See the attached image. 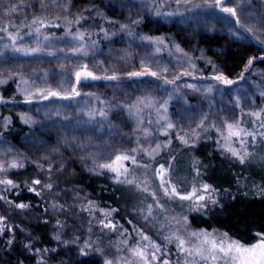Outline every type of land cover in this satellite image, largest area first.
Returning <instances> with one entry per match:
<instances>
[{"label": "snow or ice", "instance_id": "obj_1", "mask_svg": "<svg viewBox=\"0 0 264 264\" xmlns=\"http://www.w3.org/2000/svg\"><path fill=\"white\" fill-rule=\"evenodd\" d=\"M129 3L135 7V0H129ZM173 5L174 10H166ZM37 6L39 14L34 12L30 18L23 15L26 9ZM105 6L113 5L110 3ZM139 6L165 21L171 22L173 18L180 17L179 23L196 21L197 26L207 24L209 10L213 13L218 11L223 15L213 16V19L225 27L235 40L247 41L251 38L260 45L259 53H264V0H203L202 3H196L195 0H141ZM120 7L123 10L126 5L121 4ZM181 7L184 12L179 11ZM71 9V0H65L64 3L58 0H8L5 3L0 9V42H3L0 43V64L18 61L22 57L36 60L45 56L56 57L60 72L53 75H60L64 79L53 87L49 82L48 71L33 68L30 74H25L22 71L23 64H17L19 71L0 70V85L15 82L26 105L53 100L77 101V108L82 115L62 116L60 108L49 105H44L43 114L49 119L53 114L60 118L54 122L59 125L57 131L62 133L59 143L73 154L79 150L81 162L88 161L83 164L84 170L96 176H107L114 185L135 196L133 219L121 217L124 223H119L113 215H119V209L101 208L87 195L80 197L79 192L60 188L55 183L60 176H53L54 169L56 173H64L65 169L59 148H51L50 155L34 160L27 154L14 152L4 133L0 132V192L3 193L0 194V201L6 210L23 213L34 206L9 200L7 193L13 190L16 197L20 196L21 191L40 197L42 192L52 194L54 189L57 193L64 192L72 196L74 203L67 207L54 200L43 211L45 214H49V209L61 214H74L78 208L79 212H86L91 217L87 238L81 241L80 236L76 235L72 240L65 239L67 221L53 217L55 226L51 239L64 247L69 244L80 245L78 251L81 256L99 255L101 264H264V230L252 232L249 239L243 241L230 235L229 231L194 227L195 221L211 218L215 209H223L225 205L222 201L226 197L231 200L237 197L227 188L205 182V171L202 169L207 166L199 160L193 159L190 176H180V169L173 166L176 156L171 151L173 137L184 148L191 150L196 148L202 137L214 132L221 155L248 168L259 164L264 170V73L259 74L260 78L256 82L244 75H251L257 61L264 63V55L246 57L247 63L235 79L221 71L214 60L204 55L203 50L199 57H194L176 43L169 49V56L175 55V63L169 61L171 66L162 64L156 55L167 47L166 38L137 33L136 27L143 23V18L137 12L138 19L129 17L127 22H106L119 24L120 31L130 43L138 40L140 46L150 50L140 59L139 70L118 69L115 66L103 68L104 61L93 63L90 68L91 61H84L89 57L95 60L98 43L93 37H98L100 33L104 39L111 37L107 28L87 22L93 17V12L100 19H105L104 13L95 6L94 0L92 7L85 8L81 13L70 15ZM128 10L131 11V8ZM197 10L201 11L198 13ZM53 11L64 15L53 16L50 14ZM17 19L20 20L19 24L16 23ZM94 27L99 28V33L89 31ZM60 28H63L64 37L56 39H65V47L53 44V37L44 31ZM211 30L216 29L213 27ZM25 37L32 43H24ZM58 53L62 56H58ZM128 55L119 59L127 61ZM71 59L77 61L71 68L60 63L61 60ZM198 60L205 66H211V76L203 75L204 69L198 67ZM98 70L101 74H97ZM37 79L41 83H37ZM102 80L115 82L117 86H122V81L128 80L144 88L140 95L123 103H114L115 97L113 100H104L94 92L83 91L92 86L91 82ZM241 81L251 88V94L248 88L241 85ZM159 89H164L163 95L156 94ZM185 89L193 94H202L207 101V111L200 105L188 104V92ZM82 96L88 99L81 105L78 98ZM257 97L261 103H257ZM93 100L97 103L92 104ZM174 100L183 103L172 113L170 108ZM12 102L15 103L14 100ZM8 103L9 100L0 94V105ZM246 108L252 110L246 111ZM34 110L38 113L42 111L39 107ZM113 112L118 118L123 117L120 124H114L110 118ZM18 119L25 125L40 124L42 131L53 126L34 120L29 112L20 113ZM0 120L3 121L0 126L5 130L12 123L10 116L0 117ZM181 120L188 124L187 129L180 123ZM129 122L134 125L131 134L121 129L122 124L127 125ZM193 122L195 127L191 126ZM160 137L165 139L160 140ZM28 144L38 150L49 149V145L36 133L29 138ZM133 144L135 146H127ZM53 155H59L61 159L54 160ZM29 164L38 176L43 174L41 178L28 177L19 183L9 178L10 175L20 177L22 170H27ZM235 180L237 192L247 189L253 195L264 197V183L257 184L255 180L240 176ZM248 191L241 194L247 196ZM193 213L197 215L192 216ZM92 220H96L98 234L93 233ZM9 221L8 215H0V237H9L4 250L10 251L18 243V229L28 239V243L23 244L24 251L36 260V264H51L54 258L52 254L58 253V249L36 247L41 243L40 237L25 233L24 229ZM43 223L47 225L49 221L44 220ZM69 227L76 230L75 220ZM112 236L117 239L112 241ZM105 237L109 240L107 247L104 246ZM17 264L21 262L18 260Z\"/></svg>", "mask_w": 264, "mask_h": 264}, {"label": "trees", "instance_id": "obj_2", "mask_svg": "<svg viewBox=\"0 0 264 264\" xmlns=\"http://www.w3.org/2000/svg\"><path fill=\"white\" fill-rule=\"evenodd\" d=\"M195 2L202 3L203 0H195ZM88 3L89 0H71L72 8L81 11L82 8L88 5ZM96 7L103 12V6L100 1L97 3ZM179 11L184 12L185 10L183 8V10ZM200 11L201 10H197L198 13ZM106 13H104L105 19H100L99 17H95L93 12V17L87 22L89 24H100L107 28L109 30V36L111 37L110 39H104L102 33H100L98 37H93L94 39H97L98 43L95 56L97 58V63L106 60H115L119 63V61H121L119 59L121 56L129 54L127 61H122L128 66H122L118 69L133 70L129 64L134 65L135 67L139 66L137 62L139 61V56H144L145 52L150 50L140 46L138 40L136 43H130L127 36L120 31L119 24H108L106 22L107 20L119 21L122 18L121 10L115 9L113 12L108 10ZM143 13L144 14L141 16L143 18V23L136 27V31L147 30L149 31L148 35L165 37V43L169 48H172V44L176 43L184 50L191 49L190 47H192L199 54H201V50H203L204 55L207 58L214 60L220 70L225 74H228L232 79L238 77L243 71L244 65L247 63L246 57L264 55V53H259L260 45L255 40L250 38L247 41H237L217 20L213 23V16L223 15L218 11L213 13L209 10L207 14V24L202 23L199 26H197L196 21H189L188 24L179 23L178 21L181 19L180 17L173 18L169 23H163L162 18L156 17L148 11L147 13ZM84 14L88 15V13ZM186 15L188 14L186 13ZM192 24H194V26ZM213 27L216 30H211ZM113 33H115V35H113ZM47 34L55 38H59L58 36L62 35L64 37L63 28L47 30ZM190 35H193V38ZM49 59L51 66L41 65L42 61H40L37 64L33 63V65H29L27 70L22 69V71H25V74H30L33 68L48 71L50 73L49 82L53 86V82L56 79L60 82L61 80L59 78H64L60 75H53V73H59L60 68L58 64L54 62L53 57ZM33 60H36V58H33ZM40 60H43V57ZM197 64L198 67L204 69V76H211L213 74L211 66H205L203 62L199 60L197 61ZM65 65L69 68L73 66L70 63ZM11 68H13V66ZM13 70L18 71L16 68ZM260 73H264V63L257 61L251 75H249V73H244V75L250 81L256 82L260 78ZM188 82H191V80ZM200 82L207 83V81ZM240 83L242 86H246V88L251 90V88L244 84L243 81ZM91 84L92 86L84 88L83 91L94 92L104 100H113L115 97L114 103H123L127 100H131L135 96L140 95V92L144 88L143 85L128 80L122 81V86H117L115 82L103 80L94 81L91 82ZM134 89H136V91H134ZM184 91L188 92L186 89ZM163 92L164 89H159L156 94L160 96L163 95ZM0 94H3L4 97L9 100L8 104L0 105V117H12V123L9 125L8 129L5 130L0 126V132L4 133L9 144L13 147L14 152H16L17 149L19 150L18 146L20 144L26 142L27 147H25L24 152H22V150L19 152L27 154L34 160H38V158L43 155H50L51 148H59L60 152L63 154L65 169L64 173H56L55 169L53 170L54 177L57 175L60 176V179L55 181V183L59 184V187L62 189H71L73 192H79L80 197L87 195L88 199L97 203L101 208L111 207L119 209V215L113 214L114 218L119 223H124V219H121V217L126 219L129 218L130 208L135 204L134 195L129 192L126 194L123 188L114 185L107 176H96L84 170L83 164L88 163V161L85 160L81 162V154L79 150L73 154L66 151L59 143L62 133L57 131L59 125L54 122L60 118L53 114L51 119H49V117H46L44 114L40 115L34 110L39 107L43 111L44 105H49L50 107L60 108L62 116L68 115L75 117L82 115L78 111H75L74 113L71 112L77 101L53 100L51 102L44 101L41 104L26 105L23 103L24 97H22L17 91V84L13 81H9L6 85H0ZM87 99V97L82 96L81 98H78V101L84 102ZM186 99L188 104L193 106L200 105L204 110H207V101L203 99L202 94L188 92ZM13 100L15 103L12 102ZM219 100L220 97L217 95V101ZM225 100H227V97H225ZM91 103L96 104L97 102L93 100ZM182 103L183 101L174 100L170 112L175 113L176 109L179 108ZM257 103H261L259 98ZM18 110H22V113L29 112L34 120L53 126L48 128L47 131H42L40 124L32 126L25 125L18 119ZM195 116L196 113L194 112L193 118H195ZM110 118L113 120L114 124H120V120L123 117L121 116L118 118L115 112H113ZM2 123L3 121L0 120V125H2ZM73 123H75V121H73ZM180 123L184 124L187 129L188 124L185 123V121L181 120ZM129 125L130 123L127 125H121V129L124 133L131 134L133 132ZM191 126L195 127V123L193 122ZM33 133H36L37 136L49 145L48 150H38L35 146L28 144V139L32 137ZM105 139H108V137H105ZM164 139V137H160V140ZM216 140V134L210 132L207 136L200 139L195 149L189 150L181 146L175 137H173L171 151L172 154L176 156L174 164L180 166L181 163L184 162V157L191 158L192 156L191 162L192 159H195L199 160L207 167L209 165L216 166L213 169L211 177L206 178L205 175V182L211 183L216 187L229 189L237 199L231 200L226 197L224 201H222L225 205L223 209H215V214L212 215L211 218L204 217L203 219L197 220V222H199L200 226L203 228H208L209 230L216 228L220 231H229L230 235H233L235 238H242L243 241H247L252 232L264 230V197L253 195V192L248 191L247 189H241V192L248 191L247 196L242 195L241 192H237L235 178L237 176L248 177L255 180L257 184L264 183V170H262L261 166L257 164L258 168L255 169L254 172L250 170L249 174L246 166L234 163L221 155ZM127 146L132 147L135 145ZM161 155L164 156L165 154L161 153ZM53 159L59 161L61 157L59 155H53ZM40 162L44 163L43 161ZM45 167H47V163H45ZM215 174L218 175L217 177L220 176V179H217ZM42 175L43 174H40V176H38L34 167L29 164L27 170H22L20 177L10 175L9 178L19 183L21 179H27L28 177L41 178ZM21 188H23V185H21ZM0 194L3 193L0 192ZM7 198L16 203L23 202L34 205L21 213L18 210H6V206L0 201V215H8L10 217V224L18 225L19 228L25 230V233H32L33 237H40L41 243L37 244L36 247L57 248L58 253L52 254L54 258L51 261V264H101V258L99 255L92 254L89 256H81L78 251L80 245L69 244L67 247H64L58 245L51 239L55 226V219H53V217L67 221L64 235L65 239L72 240L76 235L80 236L81 241L87 238V229L89 227L88 221L91 217H89L86 212H79L78 208L75 210L74 214H61L59 212H53L51 209H49V214H45L43 211L46 207H49L54 200L58 203L65 204L67 207L74 203L72 196L66 195L64 192L57 193L54 189L52 194L42 192L40 197L27 191H21L20 196L16 197L15 191L13 190L7 193ZM75 203H80V201H75ZM97 218H99V216H97ZM44 220H48L49 223L45 225L43 223ZM73 220L76 222V230L69 227L72 225ZM92 226L93 233L98 234L96 220H92ZM125 227H128V225L125 224ZM7 239H9L7 235L0 237V264H17L18 260L21 264H36V260L23 249V244L28 243V239L24 233H21L18 229L16 230V239L18 243L15 244L10 251L4 250V245ZM93 239H95V236H93ZM111 239L112 241H115L117 237L112 236ZM108 243V237H105L104 246L107 247ZM36 259H39V257Z\"/></svg>", "mask_w": 264, "mask_h": 264}, {"label": "rangeland", "instance_id": "obj_3", "mask_svg": "<svg viewBox=\"0 0 264 264\" xmlns=\"http://www.w3.org/2000/svg\"><path fill=\"white\" fill-rule=\"evenodd\" d=\"M100 1V3L102 4V10H103V12L104 13H106L108 10H110L111 12H113V11H115V9H118V10H121V12H122V18L119 20V22H127L128 21V18L129 17H131V19H138V18H140V17H138L136 14H137V12H139L140 13V16H142L144 13L143 12H145V13H147V11L146 10H142L141 8H140V3H141V0H135V7H132V4L131 3H129V0H94V3H95V6L97 5V3ZM8 2V0H0V9H2L3 8V6L5 5V3H7ZM26 2H29V0H26ZM58 2L59 3H64L65 2V0H58ZM112 4L113 6H111V7H106L105 5H109V4ZM121 4H125L126 5V7L122 10L121 9V7H120V5ZM92 5H93V0H89V3H88V5L86 6V7H84V8H82V11L81 10H76V9H71V13H70V15H74V14H78V13H81V12H83V10L85 9V8H87V7H92ZM128 8H131V11H129L128 10ZM175 9V5H173L172 6V8L171 9H168V10H174ZM179 10H183V8H180ZM36 13V14H39V8H38V6L36 7V8H28V9H26L25 10V12L23 13V15H25V16H28L29 18L31 17V15L33 14V13ZM51 15H53V16H55V15H64L63 13H61V12H56V11H53V12H51L50 13ZM107 14V13H106ZM112 14V13H111ZM108 15H110V14H108ZM15 19V18H14ZM61 23H62V21H60ZM162 22L163 23H166V22H168V21H165L164 19L162 20ZM212 22L213 23H215L216 22V20H214V19H212ZM16 23L17 24H19L20 23V20H16ZM169 23V22H168ZM193 26H194V24H192ZM190 28V27H189ZM191 28H193V27H191ZM75 30V29H74ZM81 30H83V29H81ZM136 30V29H135ZM24 31H26V29L24 30ZM46 33H47V30H44ZM89 31H94V32H97V33H99V28L98 27H94V28H90L89 29ZM137 33H139V34H141V35H148L149 34V31H147V30H141V31H137ZM22 35H23V32L21 33ZM192 38H193V35H190ZM59 38H63V35L62 36H58ZM128 38V37H127ZM129 40V39H128ZM6 42V41H5ZM1 43H3V42H1ZM24 43H26V44H31L32 42H31V40L29 39V38H27V37H25V41H24ZM52 43L53 44H55L57 47H65V39H61V40H57L55 37H53V40H52ZM191 49H188V50H185L186 52H188L189 53V55H191V56H194V57H199L200 56V54L197 52V51H195V49H193L192 47H190ZM169 49H171V48H169L168 46L166 47V48H162V50H161V52L159 53V54H157L156 55V58L157 59H159L160 60V62L162 63V64H168L169 66H171V64H169V61H171L172 63H175V55L174 56H172V57H170L169 56ZM65 51H67V49L65 48ZM173 51H174V49H173ZM58 56H62V54L61 53H58L57 54ZM178 55V54H177ZM143 56L141 55V56H139V61H140V59L142 58ZM49 58H51V57H47V56H45V57H43V60H39V61H37V60H33V58L32 57H22V58H20V60H18V61H10V62H8L7 64H0V70H4V69H11V70H13V69H15L16 68V70H20L18 67H17V64H23V69L24 70H27L28 69V66L29 65H33V63H35V64H37L38 62H40V61H42L41 62V65H49V66H51V63H50V59ZM54 58V62L56 63V64H58L57 63V58L56 57H53ZM27 61H34V62H32V63H28ZM89 61H91L90 63H89V67L90 68H92V66H93V63H97V58L95 57V60H92V58L91 57H89L88 58V60H86V61H84V62H89ZM139 61H137L138 62V65H139ZM77 61L75 60V59H71V60H61L60 61V63H64V64H67V63H70V64H72V65H74L75 63H76ZM121 65V66H120ZM13 66V68H11ZM52 66H54V65H52ZM112 66H116L117 68H120V67H126V66H128L126 63H124V62H122V61H119V63L118 62H116L115 60H110V61H108V60H106V61H104V65H102L101 67H103V68H110V67H112ZM129 66L131 67V68H133V70H137V69H139V66H137V67H135L134 65H131V64H129ZM55 67V66H54ZM23 72H25V71H23ZM97 73H100V71L98 70L97 71ZM60 80H62V78H59ZM38 80V79H37ZM191 82H193V81H191ZM190 82V83H191ZM37 83H41V81L40 80H38L37 81ZM57 83H59V81L56 79L54 82H53V86H56V84ZM199 83H201V82H199ZM203 83V82H202ZM65 87H68V85L67 84H65ZM243 87H245L246 88V86H243ZM248 90H249V94H251V91L252 90H250L249 88H248ZM21 95V94H20ZM22 96V95H21ZM23 97V96H22ZM257 101H258V97H257ZM81 105L84 103V102H79ZM55 108H58V107H55ZM246 110L247 111H249V110H252V109H247L246 108ZM75 111H78L79 112V109L77 108V103H75L74 104V109L73 110H71V112L72 113H74ZM205 111H207V110H205ZM23 111L22 110H18V113L20 114V113H22ZM39 114L40 115H43V111H41V112H39ZM130 123V129L131 130H133V127H134V125L131 123V122H129ZM29 140V139H28ZM182 146V145H181ZM181 146H179V147H181ZM25 147H27V143L26 142H24V143H22V144H20L19 146H18V148H19V150L17 149L16 151H21L22 150V152H24V150H25ZM19 153H21V152H19ZM191 154V153H190ZM191 158H192V156H191ZM191 158L190 157H184V162H182L181 163V165L180 166H177V165H175V164H173V166H174V168H178V169H180V172H179V175L180 176H190L191 175V169H190V165H191ZM192 161H193V159H192ZM216 166H214V165H209L208 167H206V169H202V170H204L205 171V175H206V178L207 177H211V175L213 174V169L215 168ZM258 167H257V165L255 166V167H252V168H248L247 167V170L249 171L248 173L250 174V170H252L253 172H254V170L255 169H257ZM205 175H204V177H205ZM218 175L217 174H215V177H217ZM220 179V176L219 177H217V179ZM126 194H128V192H126ZM134 200H135V203H136V198H135V196H134ZM149 202H151V201H149ZM135 205V204H134ZM134 207H132V208H130V216H129V218L128 219H133V215H134ZM177 211H180V209L179 208H177ZM195 215H197V214H192V216H195ZM192 217L190 216V219H191ZM133 222L134 223H137V221L136 220H133ZM138 226H140L139 224H138ZM194 227H201L200 226V224H199V222H197V221H195L194 222ZM203 228V227H202ZM209 231H211V230H209ZM149 234H151V233H149Z\"/></svg>", "mask_w": 264, "mask_h": 264}]
</instances>
